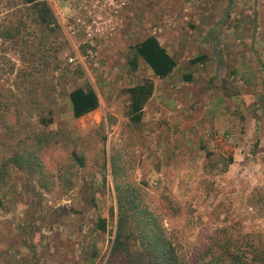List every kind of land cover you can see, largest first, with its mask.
Segmentation results:
<instances>
[{
  "label": "rangeland",
  "instance_id": "obj_1",
  "mask_svg": "<svg viewBox=\"0 0 264 264\" xmlns=\"http://www.w3.org/2000/svg\"><path fill=\"white\" fill-rule=\"evenodd\" d=\"M46 1L61 28L48 44L66 41L60 58L70 72L61 83L52 66L37 70L32 86L22 82V34L37 45L40 30L22 0H0V264H123L111 254L114 169L180 255L223 226L264 236V0ZM148 34L208 57L189 83L193 95L173 103L171 115L187 111L177 123L126 114V87L151 77L140 60L129 64ZM63 85H91L99 106L74 118ZM173 144L183 154L168 155ZM22 149H34L41 169L10 161Z\"/></svg>",
  "mask_w": 264,
  "mask_h": 264
},
{
  "label": "trees",
  "instance_id": "obj_2",
  "mask_svg": "<svg viewBox=\"0 0 264 264\" xmlns=\"http://www.w3.org/2000/svg\"><path fill=\"white\" fill-rule=\"evenodd\" d=\"M25 4L30 23L40 30L37 45H33L28 36L30 31L22 34V82L36 85L37 77L34 72L46 73L52 70L59 72L57 79L61 83L67 78L70 67L60 58V52L66 41H57L54 45L48 44L49 37L59 36L61 28L56 16L46 0H22ZM22 28L29 29V24L22 22ZM52 43V42H51ZM133 58L140 56L150 67L153 74L159 78L171 73L176 65L175 59L168 54L159 43L157 37L148 34L132 45ZM52 58V63L50 61ZM66 64V65H65ZM74 75H82L80 67L72 69ZM45 76V75H43ZM45 78V77H43ZM54 80V79H53ZM54 88V85H53ZM153 90V81L144 79L141 83L125 89L128 95L126 114L131 121L140 120V111ZM60 94L67 97L71 113L78 118L99 106V96L91 85L74 86L70 89L63 85ZM46 126L51 118L42 117ZM79 166L84 165V157L76 152L71 153ZM22 160V166L18 163ZM12 163L27 171L35 172L43 166L42 161L35 154L34 149H22V154L14 153L10 157ZM231 156L228 163H231ZM113 170V183L117 204V221L111 245V254L123 260V264H264V236L260 232L234 233L230 227H219L213 231L206 240L199 242L190 255H180L167 234L162 221L151 214L139 200V189L134 188L126 180L121 179L118 171ZM62 173V172H61ZM61 175V174H60ZM44 186V184H42ZM105 217L99 216L95 220V228L103 231L106 223ZM96 254L94 251L92 256Z\"/></svg>",
  "mask_w": 264,
  "mask_h": 264
},
{
  "label": "crops",
  "instance_id": "obj_3",
  "mask_svg": "<svg viewBox=\"0 0 264 264\" xmlns=\"http://www.w3.org/2000/svg\"><path fill=\"white\" fill-rule=\"evenodd\" d=\"M156 37L159 43L166 49L168 54H170L175 59L176 65L174 66L170 74H168L165 77L159 78L153 74L150 67L144 62V60L140 56L133 58V55H132L131 59L129 60V64L131 65L132 69L133 70L136 69L137 60H140L141 63L147 66V69L149 70L151 74V77H147L145 79H150L153 81L152 93L149 96V98L146 100V102L143 104L141 111H140V120L137 122H141L142 120L143 121L148 120L145 123L147 122L154 123L157 118H160L162 116V118H166L170 123H175V122L177 123L178 120L182 118V115L186 114L187 111L186 109H183L185 110L183 114L177 113L175 115H171L170 113H172L173 108H174L173 103L177 101L178 97L184 98L186 95L185 98H188V97L190 98L193 95V92L189 90L188 88L189 83H191L195 79V75H197V71L200 70L201 67H203V70L205 69L206 61H208V57L206 56L205 53H201L198 56H196L194 53H190L187 50L183 51L184 44L182 42L178 44L174 42L173 45L170 48H168L166 46L167 39H164L163 41H161L158 36ZM177 78H179L178 81H177ZM143 80H141L140 82H136L132 85L141 83ZM158 82H160L161 85L162 83H169V85L173 83L175 87L173 88L172 86V88H169L168 90L162 86L159 87ZM132 85H129V86H132ZM223 97H224L223 94H220L215 101L211 102V104L219 107L220 103L223 102V99H222ZM127 98H128V95H127ZM170 99H174V101ZM99 103H100V99H99ZM160 120H164V119H160ZM159 144L162 145L161 143ZM162 146L164 147V145ZM170 148H171L170 154H169V150L167 151V154L171 155V157L174 155H179L180 153L183 152V149L181 152H179V145H176V144H173V146H171ZM184 153H187V151H185ZM187 159L188 158L186 157L185 162L187 165L192 163L191 161L189 162Z\"/></svg>",
  "mask_w": 264,
  "mask_h": 264
}]
</instances>
